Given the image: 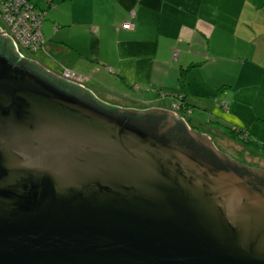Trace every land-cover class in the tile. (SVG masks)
<instances>
[{"label": "water", "instance_id": "obj_1", "mask_svg": "<svg viewBox=\"0 0 264 264\" xmlns=\"http://www.w3.org/2000/svg\"><path fill=\"white\" fill-rule=\"evenodd\" d=\"M0 264H264V168L0 30Z\"/></svg>", "mask_w": 264, "mask_h": 264}, {"label": "crops", "instance_id": "obj_2", "mask_svg": "<svg viewBox=\"0 0 264 264\" xmlns=\"http://www.w3.org/2000/svg\"><path fill=\"white\" fill-rule=\"evenodd\" d=\"M35 4L45 9V42L39 50L57 56L50 55L60 65L56 72L68 66L88 75L86 86L109 103L124 98L132 107H168L176 94H183L191 113L197 109L206 122L213 117L217 126L230 128L237 126L230 118L237 104L247 108L259 100L256 111L264 108V0ZM126 20L134 27H123ZM33 54L29 57L38 60ZM195 70L200 78L194 89ZM206 122L200 119L193 126L222 133Z\"/></svg>", "mask_w": 264, "mask_h": 264}, {"label": "rangeland", "instance_id": "obj_3", "mask_svg": "<svg viewBox=\"0 0 264 264\" xmlns=\"http://www.w3.org/2000/svg\"><path fill=\"white\" fill-rule=\"evenodd\" d=\"M32 2H35L37 4H41L43 0H31ZM3 27V24L0 20V28ZM28 55V54H27ZM50 55L53 56L55 59L58 60L57 56H54L53 52H50ZM43 53L42 51L38 50L35 51L33 56L36 57L40 62H42L43 64H45L46 66H48L50 69H53L55 71H60V65H58L54 59L51 58V56ZM195 73H193V79L194 81H192L193 83V87L198 88V80L200 78V75L198 74V72H200L199 70H195L193 71ZM191 74V72H190ZM202 79V78H201ZM197 84V85H194ZM202 85V83H199ZM215 86V85H214ZM214 90L217 89L216 87H213ZM98 93V91H97ZM111 94H106V96H109ZM149 96V95H147ZM204 98V97H203ZM119 103L118 105L120 106H126L129 107L131 105V101L128 99H118ZM117 104V103H115ZM237 108L235 109V107H233V110L231 112H233V116H231L230 118L235 121L237 124V126L240 127H245L249 130L250 132V137L252 140H255V145L251 146L249 143H246V145L241 144L239 141L245 142L247 140H245V138L241 139L240 138V134L238 135V140L234 139L233 137H230L227 135V131H223V127H226L227 125L225 124H220L219 126L216 125V121L215 118L212 117L211 121L208 123L206 122V119L204 120V113L198 111L197 109H195L193 111V113H189L187 114L188 116H186L184 118V120L186 121V123L188 124V126L190 125H195V122L200 121V119H202L203 121H205L208 126L210 125V127H216L217 129H221L222 133H216L215 131H213L211 128V130H206L208 132H205L215 143L216 146H218L220 149L227 151L230 155L234 156L235 158L237 157L238 159L246 162V163H250V164H258L261 167H264V116L262 113V109H264L263 107H261L260 111L257 112L255 107L261 106V103H259V100L257 101H252L249 103V107H243L239 104H237ZM262 115V116H261ZM209 117V116H206ZM211 117V116H210ZM229 119V118H228ZM263 121H261V120ZM230 123V122H229ZM208 126L203 125V127H201V129L203 128H207ZM234 126L233 129L234 131L238 134L237 129L239 127ZM226 128H229L228 126ZM204 131V130H203ZM229 139H228V137ZM250 140V139H248ZM263 145V147H262ZM250 161V162H249Z\"/></svg>", "mask_w": 264, "mask_h": 264}, {"label": "built area", "instance_id": "obj_4", "mask_svg": "<svg viewBox=\"0 0 264 264\" xmlns=\"http://www.w3.org/2000/svg\"><path fill=\"white\" fill-rule=\"evenodd\" d=\"M44 15L45 9L38 7L31 0H0V20L3 24L0 30L12 39L17 50L26 57L44 48L45 38L41 28ZM122 26L133 28L134 23L126 20ZM60 75L83 85H86L90 79L88 75L79 73L68 66L62 67ZM179 95L176 94L168 108L185 118L191 113V109L184 107ZM240 138H247V133H241Z\"/></svg>", "mask_w": 264, "mask_h": 264}, {"label": "trees", "instance_id": "obj_5", "mask_svg": "<svg viewBox=\"0 0 264 264\" xmlns=\"http://www.w3.org/2000/svg\"><path fill=\"white\" fill-rule=\"evenodd\" d=\"M183 75H181L179 78H180V82H182V80H183V77H182ZM179 99H181L182 100V104H184V107L185 108H187V109H189L190 107H188L187 105H186V102L183 100V94H180L179 95ZM237 132H238V134L234 131V129L233 128H227V135L228 136H230V137H233L234 139H237L238 140V135L239 134H241V133H243V134H246L247 133V138H245V140H247V141H245V142H242V141H239L241 144H243V145H246V143H249L251 146H253V145H255V140H252L251 139V137H250V132L247 130V129H243V128H238L237 129ZM248 139H250V140H248ZM262 147H263V145H262Z\"/></svg>", "mask_w": 264, "mask_h": 264}, {"label": "flooded vegetation", "instance_id": "obj_6", "mask_svg": "<svg viewBox=\"0 0 264 264\" xmlns=\"http://www.w3.org/2000/svg\"><path fill=\"white\" fill-rule=\"evenodd\" d=\"M147 107H149V106H147ZM147 107H143V108H147ZM142 108V107H141ZM166 108H168V107H166ZM175 114H176V116H180V114L179 113H176V112H174ZM189 117V116H188ZM190 126V125H189ZM190 128H193V129H195V130H198V131H202V130H200V128H198V127H195V126H193V125H191L190 126ZM202 132H204V131H202ZM218 147V146H217ZM219 148V147H218ZM220 149V148H219ZM222 150V149H221ZM222 151H224V150H222ZM225 153H227V154H229L227 151H224ZM230 155V154H229ZM230 156H232V155H230ZM233 158H235L234 156H232ZM235 159H237V160H239V161H241V162H244V161H242V160H240V159H238L237 157L235 158ZM250 162V161H249ZM244 163H246V162H244ZM246 164H248V165H251V166H259L258 164H250V163H246ZM261 167V166H260ZM264 168V167H263Z\"/></svg>", "mask_w": 264, "mask_h": 264}]
</instances>
